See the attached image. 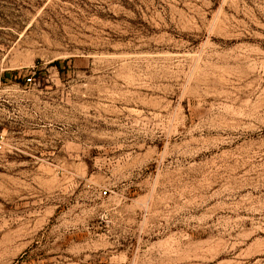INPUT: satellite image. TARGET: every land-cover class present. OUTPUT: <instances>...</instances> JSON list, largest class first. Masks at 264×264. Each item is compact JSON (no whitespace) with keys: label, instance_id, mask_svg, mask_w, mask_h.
Segmentation results:
<instances>
[{"label":"rangeland","instance_id":"rangeland-1","mask_svg":"<svg viewBox=\"0 0 264 264\" xmlns=\"http://www.w3.org/2000/svg\"><path fill=\"white\" fill-rule=\"evenodd\" d=\"M263 103L264 0H0V264H264Z\"/></svg>","mask_w":264,"mask_h":264},{"label":"bare ground","instance_id":"bare-ground-1","mask_svg":"<svg viewBox=\"0 0 264 264\" xmlns=\"http://www.w3.org/2000/svg\"><path fill=\"white\" fill-rule=\"evenodd\" d=\"M264 115V103L260 106V109L258 111H255L254 115V128L251 129V132H254L256 130H259L260 132L264 133V124L261 123V116Z\"/></svg>","mask_w":264,"mask_h":264}]
</instances>
